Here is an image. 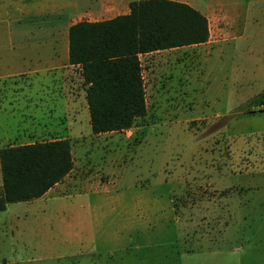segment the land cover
<instances>
[{"label":"rangeland","instance_id":"obj_1","mask_svg":"<svg viewBox=\"0 0 264 264\" xmlns=\"http://www.w3.org/2000/svg\"><path fill=\"white\" fill-rule=\"evenodd\" d=\"M196 1L218 8L210 47L140 55L131 127L92 132L78 82L73 168L0 210V264H264V0Z\"/></svg>","mask_w":264,"mask_h":264},{"label":"trees","instance_id":"obj_2","mask_svg":"<svg viewBox=\"0 0 264 264\" xmlns=\"http://www.w3.org/2000/svg\"><path fill=\"white\" fill-rule=\"evenodd\" d=\"M130 10L68 29V60L79 64L92 132L122 130L147 114L140 55L204 42L206 15L185 1L131 0ZM264 93L248 102L263 104ZM68 138L0 147V210L44 194L73 168Z\"/></svg>","mask_w":264,"mask_h":264},{"label":"crops","instance_id":"obj_3","mask_svg":"<svg viewBox=\"0 0 264 264\" xmlns=\"http://www.w3.org/2000/svg\"><path fill=\"white\" fill-rule=\"evenodd\" d=\"M130 1L0 0V34H6L5 40L0 36L2 145L68 137L70 113L77 106L79 83L84 84L83 107L88 109L80 65L68 60L69 26L81 19L95 21L127 13ZM179 1L199 9L208 23L209 16L218 9L211 3L205 6L198 5L196 0ZM218 16L223 20L221 13ZM28 26H34L35 33L30 36L26 35L31 32ZM221 32L222 27L218 26L216 36ZM212 36L209 27L206 41L190 45L209 48ZM6 77H13L10 83ZM9 84L12 86L8 91ZM33 84L38 87H32Z\"/></svg>","mask_w":264,"mask_h":264}]
</instances>
